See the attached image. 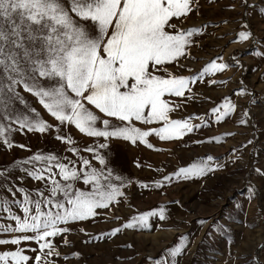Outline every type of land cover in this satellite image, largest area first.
Wrapping results in <instances>:
<instances>
[{
    "label": "snow or ice",
    "instance_id": "6c2138e0",
    "mask_svg": "<svg viewBox=\"0 0 264 264\" xmlns=\"http://www.w3.org/2000/svg\"><path fill=\"white\" fill-rule=\"evenodd\" d=\"M239 2L241 7H252L250 0ZM228 7L236 9L237 4ZM199 11L198 0H67V3L0 0V143L8 149L14 146L11 125L16 123L20 130L54 132L55 139L71 145L66 150L75 157L37 151L27 159L14 161L10 167L0 168L3 181L0 187L12 195L11 202L8 197L0 200V211L7 212L9 219L15 221L14 227L0 226V232L19 233L10 240L0 239V245L29 241L38 245L30 248L37 253L34 257L26 255L24 248H17L0 252V262L9 264L11 259L14 264H56L55 259H50L62 255L54 243L56 237H61L62 244H71L67 238L74 231L71 224L105 215L102 210L127 200L124 189L132 181L112 165V140L132 145L139 142L153 149L150 136L160 141L180 140L199 127L191 123V115L173 118L171 114L196 95L192 85L197 81L230 67L217 62L222 57L195 72L185 63L199 59L191 48L198 43L194 37L203 34L207 25L185 26L189 15H198ZM242 26L248 28L246 23ZM252 36L251 31L240 30L233 42H243ZM172 66L192 74L173 73ZM19 86L34 95L59 123H49L36 108L30 107L17 90ZM244 91L240 88L237 94ZM173 97L184 99L176 101ZM16 101L31 115L16 110ZM236 107L230 97H224L210 111L215 121L220 122ZM240 123L247 121L241 118ZM67 126L95 139L81 149L69 135L62 133ZM82 152L90 154V158L81 155ZM224 166L208 155L154 180L153 184L162 188L171 184L174 177L202 178ZM17 170L39 182L40 187L27 189L17 185L9 174ZM255 171L264 178V170ZM15 179L22 182L24 176ZM137 183L141 188L152 187L149 183ZM16 192L20 193L19 198ZM248 193L249 201L259 195L251 183ZM13 204L22 216L12 211ZM150 217L165 221L166 209L161 205L134 215L123 225L95 238L115 236L124 229H151ZM199 223L203 225L206 221ZM213 227L218 232L225 231L219 223ZM79 231L85 229L81 227ZM178 241L163 249L159 256L148 257L150 264H179L178 258L184 255L190 241L185 235L178 237ZM72 255L79 258L81 254Z\"/></svg>",
    "mask_w": 264,
    "mask_h": 264
},
{
    "label": "rangeland",
    "instance_id": "374dc122",
    "mask_svg": "<svg viewBox=\"0 0 264 264\" xmlns=\"http://www.w3.org/2000/svg\"><path fill=\"white\" fill-rule=\"evenodd\" d=\"M198 3L199 14H190L185 26L199 27L206 24L207 27L203 34L194 37L198 43L191 48V52L199 58L198 62L185 63L189 64L193 72L217 57H222L217 60L218 63L230 65L192 85L196 95L171 114L173 118L191 115V123L199 127L180 140L160 141L154 135L150 136L148 140L154 145L153 149L139 142L132 145L127 141L112 140V165L132 181L124 189L128 198L102 210L105 215L71 224L74 231L67 235L71 244H62L61 237H56L54 243L62 254L50 258L55 259L56 264H150L148 257L159 256L163 249L177 244L181 235L188 236L190 243L184 255L178 258L179 264H264V178L255 171L257 168L264 170V0H250L252 7H241L239 0H198ZM233 3L237 4L236 9L228 7ZM244 23L248 25L247 29L243 28ZM240 30H249L253 36L243 42H233ZM171 71L192 74L176 66H172ZM213 80L216 83H212ZM240 88L245 91L238 95L237 90ZM17 90L30 107L39 111L43 119L51 124L59 123L38 103L34 95L24 91L22 86ZM224 97H230L237 107L229 116L216 122L210 109L219 106ZM172 99L180 101L184 98ZM14 107L31 115L18 101ZM244 112H247V116H243ZM241 118L247 123L241 124ZM11 127L14 129L11 134L14 146L8 149L0 143V168L10 167L14 161L27 159L37 151L54 152L75 159L66 150L71 145L55 139L54 132L39 134L26 128L20 130L16 123H12ZM62 133L69 135L81 149L95 139L80 133L74 126L63 127ZM215 137L220 138L219 142L212 139ZM206 154L225 165L213 173H224V181L228 184L232 181V174L234 182L237 178L238 185H226V182L224 185H200L210 180L207 175L179 180L174 177L171 184L162 188H156L153 184L154 180L180 167L199 162ZM81 155L90 158L88 153L82 152ZM9 174L17 185L24 188L40 187L39 182L18 170L10 171ZM17 176H24V180H16ZM138 181L149 183L152 187L141 188ZM249 183L255 185L259 193L251 201ZM4 197H8L11 202V193L0 187V200ZM19 197L20 193L16 192V198ZM161 205L166 209L167 219L158 221V217H150L149 223L153 225L151 229H124L115 236L95 238L123 225L134 215L158 209ZM193 206L198 210L193 211ZM213 206L220 207L216 215L203 225L199 223L203 219L197 215H208ZM201 207L206 213L200 210ZM11 208L14 213L23 215L16 205H11ZM217 223L223 225L225 231L218 232L213 227ZM6 224L14 227L15 221L9 219L7 212L0 211V226ZM81 227L85 232L79 231ZM13 235L19 233L0 232V239L10 240ZM17 248H24L26 255L34 257L37 253L30 248H38V245L34 241L21 245L5 244L0 245V252L15 251ZM74 252H79L80 257H74ZM9 264L14 262L9 259Z\"/></svg>",
    "mask_w": 264,
    "mask_h": 264
},
{
    "label": "crops",
    "instance_id": "0c3cea01",
    "mask_svg": "<svg viewBox=\"0 0 264 264\" xmlns=\"http://www.w3.org/2000/svg\"><path fill=\"white\" fill-rule=\"evenodd\" d=\"M209 154H206L205 156L207 157ZM208 177L210 176V180H206L205 182H202L200 183V185H224V181L225 180V177L226 175L222 172H219V173H209L207 175ZM215 177V178H214ZM231 182H229V184L226 182V185H238V182H237V178H235V182H234V177L233 175L231 174ZM193 184H196V182L192 181ZM236 183V184H235ZM220 207L219 206H213L212 208V211L211 213H207L208 215H205V214H198L197 216H200L203 220L209 222L210 218H212L213 216L216 215L217 213V210L219 209ZM192 210L195 211V210H198L197 207H192ZM201 211H204L206 213V210L204 208H200Z\"/></svg>",
    "mask_w": 264,
    "mask_h": 264
},
{
    "label": "bare ground",
    "instance_id": "6f19581e",
    "mask_svg": "<svg viewBox=\"0 0 264 264\" xmlns=\"http://www.w3.org/2000/svg\"><path fill=\"white\" fill-rule=\"evenodd\" d=\"M229 53H231V51Z\"/></svg>",
    "mask_w": 264,
    "mask_h": 264
}]
</instances>
